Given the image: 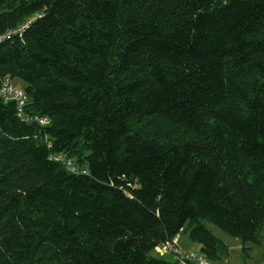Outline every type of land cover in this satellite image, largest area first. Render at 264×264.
<instances>
[{"label": "trees", "instance_id": "1", "mask_svg": "<svg viewBox=\"0 0 264 264\" xmlns=\"http://www.w3.org/2000/svg\"><path fill=\"white\" fill-rule=\"evenodd\" d=\"M6 79L0 264H179L153 252L181 231L228 259L208 223L264 238V0H0Z\"/></svg>", "mask_w": 264, "mask_h": 264}, {"label": "rangeland", "instance_id": "2", "mask_svg": "<svg viewBox=\"0 0 264 264\" xmlns=\"http://www.w3.org/2000/svg\"><path fill=\"white\" fill-rule=\"evenodd\" d=\"M12 84L18 88L23 87V83L19 79L12 80ZM71 164L74 165V161L71 160ZM208 229L215 235L221 238L227 245L229 256L228 259L222 258L220 260L211 261L213 264H264V238H261L257 244H246L247 249H243L241 241L229 234L223 232L218 226L208 223ZM182 238H186L187 243L197 244L196 241L191 240L187 233L180 232ZM191 244L188 245L190 247ZM194 251V250H193ZM157 252V251H156ZM158 257L165 258L166 256L159 255L153 252Z\"/></svg>", "mask_w": 264, "mask_h": 264}, {"label": "built area", "instance_id": "3", "mask_svg": "<svg viewBox=\"0 0 264 264\" xmlns=\"http://www.w3.org/2000/svg\"><path fill=\"white\" fill-rule=\"evenodd\" d=\"M0 95L5 101L8 99L16 100L19 107L24 103L25 100V95L23 91L14 87L7 79L2 84V87L0 89ZM177 244V240L174 237L171 241H168L156 247V251L159 254L168 253L169 251H172L176 255L179 264H213L201 252H184Z\"/></svg>", "mask_w": 264, "mask_h": 264}, {"label": "crops", "instance_id": "4", "mask_svg": "<svg viewBox=\"0 0 264 264\" xmlns=\"http://www.w3.org/2000/svg\"><path fill=\"white\" fill-rule=\"evenodd\" d=\"M175 238H176V240H177L178 246H179L182 250H184V251H189V250H190V251H193V250H194V252H199V250H200V245H199L198 243L195 245V244L192 243V242H191V243H187L186 238H182L180 232H179V234H177V235L175 236ZM189 244H191L190 247H188ZM154 252L157 253V254H159L158 252H156V250H154ZM159 255L166 256L165 259L174 262V258L171 257V256L168 255V254H164V253H163V254H159Z\"/></svg>", "mask_w": 264, "mask_h": 264}, {"label": "clouds", "instance_id": "5", "mask_svg": "<svg viewBox=\"0 0 264 264\" xmlns=\"http://www.w3.org/2000/svg\"><path fill=\"white\" fill-rule=\"evenodd\" d=\"M155 250H156V248H155ZM210 261V260H209Z\"/></svg>", "mask_w": 264, "mask_h": 264}]
</instances>
